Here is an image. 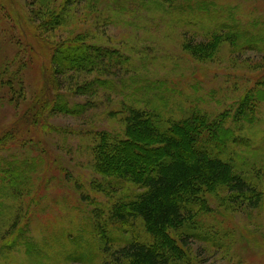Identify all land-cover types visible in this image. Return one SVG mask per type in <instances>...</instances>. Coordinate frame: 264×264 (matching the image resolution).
<instances>
[{
  "label": "rangeland",
  "instance_id": "obj_1",
  "mask_svg": "<svg viewBox=\"0 0 264 264\" xmlns=\"http://www.w3.org/2000/svg\"><path fill=\"white\" fill-rule=\"evenodd\" d=\"M60 1L50 0V10ZM174 2L171 7L163 0H74L64 23L46 33L53 43L71 34L85 33L88 42L117 50L129 57L130 63L128 69L124 66V77L120 75L125 78L121 87L101 89L92 96H71L68 86H63L60 91L67 93L68 100L83 103L89 99L91 108L77 116L50 115L47 127L35 128L41 139L36 148L27 143L0 152L2 167L16 158L27 163L33 158L40 161L33 174L38 189L36 199L29 203L25 196L13 205L14 209L20 206L22 216L27 217L19 224L27 225L23 229L28 231L27 239L46 246L50 260L47 264H100V258L93 256L96 248L92 212L95 207L106 209L125 188L136 190L135 186L125 185L108 197L91 186L93 182H110L113 187H122L113 178L103 180L93 170L91 156L92 134L123 130L119 117H115L122 104L136 100V107H157L165 117L180 116L194 106L216 114L228 108L260 75L247 63L264 60V48L237 52L224 44L212 60L198 62L183 51L182 43L189 38L203 41L208 30L226 23L235 25V19L243 22L251 14L264 17V0H216L219 12L212 6L206 8L207 13L197 12L196 4L204 2L209 6L214 0ZM39 8L28 0H0V67L9 62L5 79L14 84L12 93L0 88V136L6 130L13 129L17 134L21 126L33 125V101L46 83L44 80L50 82L48 56L36 43L38 39L28 34L30 26L22 23L33 18ZM236 9L238 15H233ZM18 69L22 70L20 76ZM17 85L23 87L20 95ZM139 85L138 91L133 90L132 86ZM50 88L54 87L49 83L48 93ZM47 95H41L42 100ZM257 116L259 129L252 149L260 146L255 158L264 165V105ZM46 170L47 180L43 181L42 171ZM212 207L216 209L213 217L203 220L205 233L215 232L216 238L209 242L191 239L188 264H264V206L250 212L223 211L216 202ZM106 228L109 234L113 230L110 225ZM124 229V233L112 235L113 231L110 235L119 243L126 239L149 240L139 220ZM11 254H15L14 263L5 260V252H0V264H31L23 252ZM43 260L40 264H44Z\"/></svg>",
  "mask_w": 264,
  "mask_h": 264
},
{
  "label": "trees",
  "instance_id": "obj_2",
  "mask_svg": "<svg viewBox=\"0 0 264 264\" xmlns=\"http://www.w3.org/2000/svg\"><path fill=\"white\" fill-rule=\"evenodd\" d=\"M28 1L40 8L33 18L22 23L29 25L28 34L40 41L36 43L48 56L47 69L52 75L50 82L44 80L46 83L33 101L34 115L30 119L33 125L21 126L17 134L13 129L3 132L0 152L27 143L36 148L41 139L35 128L47 127L50 115L77 116L91 108L89 99L83 103L68 100L67 93L60 91L63 86H68L71 96H92L101 89L118 88L125 79L121 78L127 71L124 66L130 64L129 57L119 51L88 42L85 33L65 36L58 43L46 37L50 29L64 23L72 6L69 4L74 0H62L52 10L50 0ZM214 1L209 6L197 3V12L207 13L206 8L212 6L219 12ZM233 15H238V9ZM246 20L235 19V25L226 23L208 30L203 41L189 38L182 43V49L198 62L212 60L224 44L237 52L250 47L263 49L264 17L251 14ZM3 64L0 88L12 93L14 84L5 79L9 62ZM247 64L253 72L260 73L258 79H253L238 99L216 114L194 106L180 116L165 117L157 107H136L133 100L122 104L116 112L115 117L122 123L121 132L92 134L93 170L103 180L113 178L122 185L93 182L92 189L110 197L111 192L123 190L125 185L136 188L133 192L125 188L106 209L95 207L92 212V243L96 248L93 256L100 258V264H188L191 239L209 242L216 238L215 232L205 233L203 220L213 217L216 209L212 203L216 202L223 211L236 212L264 206V165L255 158L260 146L252 149L253 137L259 129L257 115L264 105V60ZM16 72L20 76L22 70ZM49 83L54 88L48 93ZM17 87L20 95L23 87ZM132 87L135 91L140 89V85ZM45 93L48 95L42 100ZM38 162L34 158L29 163L16 158L10 159L5 167L0 163V252H5V260L11 259L13 263L16 257L10 255L12 251L23 252L31 264H40L41 259H45L44 264L50 261L46 246L27 239L28 231L23 230L27 225H19L26 216H22L20 206L14 209L13 205L25 196L31 203L37 196L33 174L38 170ZM42 172L41 179L46 181L48 170ZM136 220L142 223L148 241L126 239L119 243L112 236L124 233V228ZM106 225L113 229L112 235Z\"/></svg>",
  "mask_w": 264,
  "mask_h": 264
}]
</instances>
